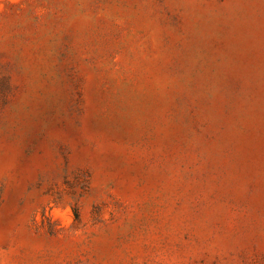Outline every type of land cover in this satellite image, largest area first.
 Masks as SVG:
<instances>
[{
	"label": "rangeland",
	"instance_id": "1",
	"mask_svg": "<svg viewBox=\"0 0 264 264\" xmlns=\"http://www.w3.org/2000/svg\"><path fill=\"white\" fill-rule=\"evenodd\" d=\"M0 264H264V0H0Z\"/></svg>",
	"mask_w": 264,
	"mask_h": 264
}]
</instances>
